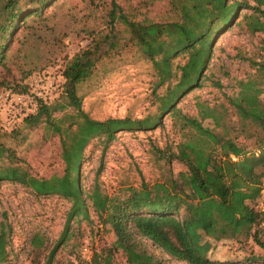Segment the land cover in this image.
I'll use <instances>...</instances> for the list:
<instances>
[{
    "label": "trees",
    "instance_id": "trees-1",
    "mask_svg": "<svg viewBox=\"0 0 264 264\" xmlns=\"http://www.w3.org/2000/svg\"><path fill=\"white\" fill-rule=\"evenodd\" d=\"M59 1L0 0V71L9 72L6 57L15 30L30 25L29 20L40 19ZM108 4L107 31L102 38H91L92 43L74 52L63 64L60 75L64 87L57 91L53 83L55 93L50 99L39 101L36 110L18 124L3 128L18 134L14 129L21 123L30 128L43 122L58 137L62 173L47 178L31 175L14 157L13 150L0 141V181H13L37 196L57 195L70 203L45 264L56 247L70 237V218L86 215V197L97 218L111 222L116 242L143 257L145 264H164L155 249L187 264H262L263 256L258 255L241 259L209 256L213 245L222 240L241 243L250 238L264 251L258 238V228L264 226V211L257 206L264 180V103L258 97L261 89L254 80H239L235 94L222 92L223 102L210 104L194 98L190 114L179 112L175 103L200 86L214 37L231 25L240 10L248 11L240 18L245 28L264 35V0H253V4L246 0H178V19L165 23L131 21L115 0H108ZM118 23L121 33L116 29ZM118 38L133 45L140 59L151 64L155 73L151 103L155 111L142 117L94 119L81 109L76 87L90 75L94 65L91 55L96 53L99 42L110 49ZM256 69L263 70L264 82V64ZM9 83L1 74L0 85L17 89V93L30 87L29 79L22 85ZM216 86L220 84L216 82ZM159 87L161 92H155ZM56 95H62V104L53 102ZM66 107L71 111H64ZM56 110L63 112L55 117L52 113ZM167 112L174 117L179 139L174 150L160 151L159 156L183 165L177 178L150 184L141 179L137 188L130 187L122 197L108 196L96 182L89 192L83 191L79 169L87 146L96 144L103 149L119 131L157 127L161 115ZM203 121L210 126L203 125ZM5 236L2 223L0 264L6 261ZM31 240L36 242L38 238L32 236ZM73 261L84 264L85 260L78 258L68 264Z\"/></svg>",
    "mask_w": 264,
    "mask_h": 264
},
{
    "label": "rangeland",
    "instance_id": "rangeland-1",
    "mask_svg": "<svg viewBox=\"0 0 264 264\" xmlns=\"http://www.w3.org/2000/svg\"><path fill=\"white\" fill-rule=\"evenodd\" d=\"M115 1L131 21L165 23L178 19V0ZM246 1L253 4V0ZM108 10V0L59 1L40 19L29 20L30 25L15 30L6 57L9 72L2 69L0 77L4 74L9 84L22 85L28 79L31 81L33 75L45 73L57 86L56 90H60L64 87L60 75L63 64L74 52L92 43L91 38H102L108 29ZM244 12L248 11L240 10L231 25L214 37L200 86L175 103L179 112L192 113L196 97L210 104L223 102L222 92L235 94L239 80H254L261 89L258 97L264 103L263 70L256 69L264 64V35L245 28L240 19ZM116 29L121 33L122 26L118 23ZM125 42L118 38L110 49L106 43L99 42L96 53L91 55L94 65L90 75L77 84L81 109L91 118L142 117L155 111L151 103L154 70L148 61L140 59L133 45ZM161 88H156L155 92H161ZM6 90L17 93V89L0 85V93ZM61 96L56 95L53 102L62 104ZM64 111L71 109L66 107ZM61 112L56 110L52 115L57 117ZM228 112L234 120L231 108ZM2 119L1 114L0 141L13 150L14 157L26 171L38 178L62 173L58 137L43 122L30 128L21 123L14 129L18 134H14L3 130ZM203 125L210 126L207 121H203ZM178 139L174 117L167 112L161 115L157 127L119 131L103 149L90 144L85 148L79 169L83 191L89 192L96 182L108 196L122 197L130 187L137 188L141 179L150 184L177 178L178 171L184 170L183 165L176 160L167 161L159 154L174 150ZM69 205V201L60 196H37L21 184L1 180L0 224L3 223L6 230L5 264H45L64 225ZM85 209V216L78 214L70 218L71 235L56 247L48 264H68L78 258H84L86 264H145L143 257L130 253L116 242L111 222L97 218L87 197ZM258 230L259 241L264 245V226L260 225ZM32 236H37L38 241L33 242ZM155 254L164 264H187L157 249ZM251 255L263 256L261 263L264 264L263 249L250 238L241 243L222 240L209 251V256L217 259H241Z\"/></svg>",
    "mask_w": 264,
    "mask_h": 264
},
{
    "label": "built area",
    "instance_id": "built-area-1",
    "mask_svg": "<svg viewBox=\"0 0 264 264\" xmlns=\"http://www.w3.org/2000/svg\"><path fill=\"white\" fill-rule=\"evenodd\" d=\"M54 93L53 82L50 76L45 73L33 75L28 91L23 93H13L9 90L1 92L0 115H3L2 123L4 128H11L20 122L24 116L36 110L39 101L50 99ZM259 193L257 206L261 211H264V180L261 183Z\"/></svg>",
    "mask_w": 264,
    "mask_h": 264
}]
</instances>
